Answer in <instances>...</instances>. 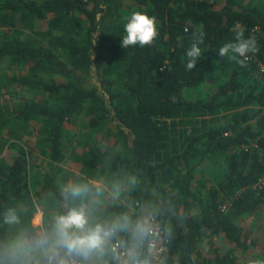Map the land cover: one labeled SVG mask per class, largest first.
<instances>
[{"label":"trees","instance_id":"obj_1","mask_svg":"<svg viewBox=\"0 0 264 264\" xmlns=\"http://www.w3.org/2000/svg\"><path fill=\"white\" fill-rule=\"evenodd\" d=\"M135 11L156 17L158 36L122 48ZM237 24L258 45L244 66L219 56ZM200 30L202 54L188 71ZM259 62L264 0H0V264H30L50 245L66 250L55 218L73 208L84 209L86 228L127 217L110 239L147 264L149 234L134 233L149 209L169 239L161 264L264 260V190L253 188L264 175ZM218 160L210 179L204 167ZM39 207L44 235L32 222ZM9 209L16 222L6 221ZM73 255L119 264L108 244Z\"/></svg>","mask_w":264,"mask_h":264},{"label":"clouds","instance_id":"obj_2","mask_svg":"<svg viewBox=\"0 0 264 264\" xmlns=\"http://www.w3.org/2000/svg\"><path fill=\"white\" fill-rule=\"evenodd\" d=\"M124 31L126 35L120 40L122 48L151 45L158 36L156 17L149 16L146 12L135 11L130 14L124 24ZM233 31L235 32L234 41L225 43L219 49V56H230L232 60L244 66L248 55L258 51L257 40L254 35L245 38L244 28L239 24L234 27ZM203 37L202 30L193 33V42L186 52L188 58L186 69L188 71L196 67L198 58L202 54L199 45L203 43ZM238 57L242 59H238ZM91 58L94 59V53L92 52ZM71 191L74 195L79 193L78 188H72ZM5 219L8 223L16 222L18 217L15 210L9 209L6 212ZM127 222V217H123L110 226L97 224L94 228H86L88 221L84 209L73 208L67 214L55 218V232L59 244L67 250L69 255L75 253L87 259L93 252L102 251L113 234L118 229L125 228ZM77 230H79V233ZM148 232L149 228L146 224H137L134 236L142 238ZM132 261L133 264H147V261L135 260L134 250ZM249 264H264V260L253 259L249 261Z\"/></svg>","mask_w":264,"mask_h":264},{"label":"built area","instance_id":"obj_3","mask_svg":"<svg viewBox=\"0 0 264 264\" xmlns=\"http://www.w3.org/2000/svg\"><path fill=\"white\" fill-rule=\"evenodd\" d=\"M213 1V0H210ZM249 58V57H248ZM260 70L264 72V63L259 62ZM254 189L264 190V175L253 186ZM231 201L228 199L220 206L221 211H226L230 206ZM144 222L149 228V242L147 251L150 254L151 264H161L164 253L168 250L169 239L166 232L161 225L160 221L153 212L146 213ZM111 252L114 253L115 258L119 264H128L132 251L122 245L119 241L109 240L107 242ZM33 260V259H32ZM31 260V261H32ZM34 261V260H33ZM46 264H84L74 257L73 254L69 255L67 250H61L56 247H51L45 256ZM198 264H210L206 261H201Z\"/></svg>","mask_w":264,"mask_h":264},{"label":"rangeland","instance_id":"obj_4","mask_svg":"<svg viewBox=\"0 0 264 264\" xmlns=\"http://www.w3.org/2000/svg\"><path fill=\"white\" fill-rule=\"evenodd\" d=\"M6 65L7 64H5V63H1L0 64V74L5 70V67H6ZM0 78H1V75H0ZM94 81L95 82H97L96 81V78H94ZM5 96H10V95H5ZM82 117H83V115H82ZM81 117V118H82ZM77 123L78 124H80L81 123V121L80 120H78L77 121ZM63 167H64V170L68 173H72V176L74 175V176H77V175H81L80 174V172H79V170L78 169H73L72 167H70V166H68V165H63ZM222 168H223V162L221 161V160H218V162L217 163H214V164H212V165H208V166H206V167H204V171H205V174L210 178V179H212L211 177H213V175H215V174H219V172L222 170ZM65 171H63L62 173H64ZM33 174H36V172L35 171H33ZM96 185H101L102 183L101 182H98L97 180H95V181H93ZM118 185H120V184H118ZM118 185H116V186H112L111 185V188H109V187H107L108 189H109V191L111 192V194L112 195H114V196H118V194H119V187H118ZM118 187V188H117ZM43 213V212H42ZM33 224H34V226H36L37 227V229H36V232L38 233V234H40V235H44L45 234V231H44V229H43V225H44V222H43V214L41 215V217H40V215H35L34 217H33ZM45 256H46V254L44 255V257L42 258V256H41V254H38V255H36V254H33L32 255V259L34 260H32V262H30V264H46L45 263Z\"/></svg>","mask_w":264,"mask_h":264},{"label":"crops","instance_id":"obj_5","mask_svg":"<svg viewBox=\"0 0 264 264\" xmlns=\"http://www.w3.org/2000/svg\"><path fill=\"white\" fill-rule=\"evenodd\" d=\"M119 193H120V192H119ZM111 195H112V194H111ZM119 195H120V194H118V196H114V195H113V196H114L115 198H117V199H120V198H119ZM155 207H156V206H155ZM42 212H43L42 208L39 207V208H38V212H37L35 215H40V217H41V215L43 214ZM148 212H153V213L155 214V212L153 211V209H149V210L147 211V213H148ZM35 215H34V216H35ZM155 215H156V214H155ZM204 244H205V243H204ZM53 246H54V245H50V246H49V249H50L51 247H53ZM203 248H204L203 250H206L205 247H203ZM203 250H202V253H203ZM48 251H49V250H48ZM206 251H207V250H206ZM195 256H196V255H195Z\"/></svg>","mask_w":264,"mask_h":264},{"label":"water","instance_id":"obj_6","mask_svg":"<svg viewBox=\"0 0 264 264\" xmlns=\"http://www.w3.org/2000/svg\"><path fill=\"white\" fill-rule=\"evenodd\" d=\"M203 256H205L206 258L215 259L217 255L215 253H209L208 251L204 250L203 251Z\"/></svg>","mask_w":264,"mask_h":264}]
</instances>
